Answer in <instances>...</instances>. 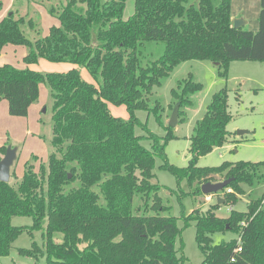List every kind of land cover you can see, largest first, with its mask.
Masks as SVG:
<instances>
[{
    "label": "trees",
    "instance_id": "1",
    "mask_svg": "<svg viewBox=\"0 0 264 264\" xmlns=\"http://www.w3.org/2000/svg\"><path fill=\"white\" fill-rule=\"evenodd\" d=\"M128 1L65 0L52 5L49 13L59 25L43 37L33 18L12 13L0 21V56L7 45L27 49L25 68L0 65V102L8 101L11 116L27 117L41 85H46L53 99L54 149L38 169L33 162L39 158L33 156L21 179L13 172L16 184L0 182V257L9 256L23 232L42 231L44 248L34 244L20 254L40 253L45 264H184L183 244L176 246L178 221L183 220L184 228L195 224L203 264H264V195L246 212L232 210L226 218L216 215L221 206L217 200L204 214L196 210L184 217L164 216L169 208L159 196L161 186L154 183L158 158L163 161L160 169L179 184H197L192 195H201L206 183L231 180L222 190L224 204L235 205L244 194L240 185L254 183L264 162L198 166L201 157L230 139L233 116L227 90L214 95L197 122L185 168L168 161L166 147L175 138L174 129L169 125L166 135L158 136L137 117L138 111L157 115L159 103L153 108L149 103L153 88L181 63L211 61L221 76L234 61L264 63V0L256 31L233 27L232 0H134L133 15L124 19ZM24 26L38 36L27 37ZM148 41L163 42L165 51L143 67L139 48ZM40 60L75 67L65 73L30 68ZM81 69L95 83L83 80ZM178 88L181 94L173 90L172 95L180 106L179 123L184 121L181 109L193 105L191 96L202 85L188 78ZM110 104L125 106L129 118L112 115ZM7 148H0V158ZM14 217H30L33 224L13 226ZM227 231L237 238L213 243L215 234Z\"/></svg>",
    "mask_w": 264,
    "mask_h": 264
},
{
    "label": "rangeland",
    "instance_id": "2",
    "mask_svg": "<svg viewBox=\"0 0 264 264\" xmlns=\"http://www.w3.org/2000/svg\"><path fill=\"white\" fill-rule=\"evenodd\" d=\"M6 1L7 0H0V3H2L0 7H2L3 3L5 4ZM191 1L194 2V0ZM57 3H60V0H44L39 4V7L35 9V12L30 6L29 15H26V17L33 18L37 26V31L40 33L41 37L48 33L53 22L56 23L57 19L51 16L49 9L52 5H56ZM13 5L14 10L25 15L23 7L26 3L24 0H16ZM29 5L27 4V6ZM134 8L135 1L129 0L124 11V19H128L133 15ZM247 28L253 31L251 29L252 23L251 26ZM24 31L30 39H34L38 36L36 31H32L27 26H24ZM24 48L25 47H23V49ZM164 51L165 44L163 42H145L144 45L139 48L140 64L143 67L149 65L162 57ZM46 72L51 73L49 71ZM81 74L83 80L95 83L86 69H81ZM188 78H191L195 83L201 84L202 90L191 96L193 102L192 106H185L181 109L183 116L180 117V121L181 119L184 121L179 122L178 125L173 128L175 138L169 140L166 147L169 163L179 168H185L189 165L191 159L190 138L194 134L197 122L201 121L205 116L214 95L222 89L227 90L229 112L233 116L231 123L228 125L231 136L229 141L222 147L215 148L211 153L201 157L198 161V166L205 168L219 167L224 162H264V63L234 61L231 63L226 76H221L218 66L211 61L192 60L181 63L173 69L169 76L161 80L160 86L153 88L152 95L149 97L151 108L155 107L157 102L159 103L156 114L159 116L161 123L158 122L157 115L154 113L149 115L146 111L137 112V117H139L142 122H147L151 132L158 136L166 135V128L169 127V122L178 104V101L172 95V91L175 90L178 94H181V88H178L179 82ZM41 87L47 92L49 102L42 107L41 113L37 116L38 121L36 114L32 115V120L34 124H40L38 133L41 135V139L37 138L38 141L41 140V146H38L35 150L39 152L43 149L42 146H44L46 152L39 154L46 158L54 151L51 145L53 137V99L49 97L50 91L47 86L41 85ZM109 109L115 117L123 119L129 118L125 106L110 104ZM11 117L16 118L13 116ZM31 132H36L34 126L31 128ZM136 132L138 134L142 133L140 129H137ZM240 132L247 133L241 135L239 134ZM6 138L8 144L13 143L9 130L6 133ZM144 144L149 148L150 144L148 142H144ZM33 145L34 143L21 144V150L25 151L20 160L16 162V167L21 166L19 164L22 163L23 156L25 158L28 152L31 153L35 151ZM3 157L4 155L1 156V158ZM47 160L43 162L46 163ZM40 162H42L40 159L39 161L33 162L37 169L39 168ZM162 162L163 161L159 158L156 160L154 183L161 186L159 196L162 199V204L169 208L166 213H164V216L180 217L183 214L184 217L192 214L196 210H200L204 214L216 203L217 197L224 198V191L208 196L203 193L201 195H192L191 193L197 188V184L193 183L191 185L186 180L179 184L174 175L160 169ZM13 172L14 169L12 170L10 183L14 185L17 179L13 177ZM240 187L244 190V194L239 196L238 202L235 205H230L228 203L222 204L215 212L217 216L226 218L230 215L232 210L246 212L251 202L263 197L264 167L259 169L257 177L252 185L242 183ZM137 201L136 204H140L139 199ZM32 224L33 220L30 217H14L12 219V225L16 227L29 228ZM178 226L181 229V234L179 235L176 246L177 249H180L183 244L184 248L180 251V255L185 257L184 264H203L204 255L196 242L195 224L191 223L184 228V221L179 220ZM212 238L214 244H219L221 242H230L237 238V235L227 231L224 233H217ZM60 240L61 236L57 237L56 241L58 242ZM34 244L41 249L44 248L42 231H33L31 234L27 231L23 232L13 243L9 256L0 257V264H45L46 260L44 257H41L40 253H37L36 256L35 253H33L32 256L20 254V249L31 250Z\"/></svg>",
    "mask_w": 264,
    "mask_h": 264
},
{
    "label": "crops",
    "instance_id": "3",
    "mask_svg": "<svg viewBox=\"0 0 264 264\" xmlns=\"http://www.w3.org/2000/svg\"><path fill=\"white\" fill-rule=\"evenodd\" d=\"M15 1L16 0H7L5 4L3 3V6L0 7V21H2V19H4L10 13H15L16 18L20 16L25 17L26 15H29V10L31 7L32 10L35 12V9H37L39 7V4H41L44 0H24L26 3V5L23 7L25 15H22L17 10H14L13 4L15 3ZM62 1L60 0V2ZM196 2H198V0H194V3ZM1 4L2 3H0V5ZM27 4L30 5L27 6ZM260 10H261V0H232V22L234 23V20L237 19L242 20L243 22L242 28L245 30H248L247 27L251 26L252 23L251 29L253 31H256L258 30L257 27H259L258 19L260 15ZM57 20L56 23L53 22L52 26L59 25V21L57 23ZM49 31L44 36H47L49 34ZM21 47L22 46H15V45H7L6 47H4L2 54L0 56V65L11 64L18 68H25L26 65L24 64L23 59L27 55V49L26 48L23 49V47L22 48ZM74 67H75L74 65L68 63H51L45 60H40L38 64L30 66L31 69L44 73H46V71L55 72V73H65ZM47 95H48L47 92L43 90L42 87H40L39 100L37 101V103L33 104L30 107L27 118L25 117L12 118L9 115L8 101L3 100L0 102V148L4 145H8V147H12L16 149L17 158L14 163V166L11 169V174H12V170L14 169V173H16L17 178L19 179H21L24 174L25 164L31 161L30 159H32L33 156L36 155H37L36 157L39 156L38 158L40 159V161H45L48 159V157L45 158V156L39 154L46 152L44 146H42L43 149L39 152L35 150L38 146H41L40 143L41 140L38 141V138L41 139V135H39L38 133L39 132L38 130L40 129V124L39 123L34 124V121L32 120V115L36 114V118H37L38 114L41 113L42 107L49 102V98H47ZM49 97L51 98L50 93H49ZM33 126L36 131L35 133L31 132V128ZM8 130L10 131V135L13 140L12 141L13 143H9V144L7 143V138H6V133ZM31 143H34L33 148L35 151H32L31 153L28 152L25 158L23 156V161L21 164H19L21 166L16 167V162L20 160L22 154L25 151V150H21V144H31Z\"/></svg>",
    "mask_w": 264,
    "mask_h": 264
},
{
    "label": "water",
    "instance_id": "4",
    "mask_svg": "<svg viewBox=\"0 0 264 264\" xmlns=\"http://www.w3.org/2000/svg\"><path fill=\"white\" fill-rule=\"evenodd\" d=\"M10 13L9 15H11ZM233 27L236 29H240L243 27L242 20H234ZM218 65V64H215ZM179 112H180V106L177 104L173 115L171 117V120L169 122V125L172 128H175L178 125V119H179ZM247 132H240L239 134H246ZM17 158V151L16 149L12 147H8L6 150V153L3 158H0V182L2 183H9L11 179V169L14 166V163ZM231 180H226L224 182L219 183H206L202 185L201 190L202 193L206 196L208 195H215L227 188ZM225 200L221 197H217V203L219 205L224 204Z\"/></svg>",
    "mask_w": 264,
    "mask_h": 264
},
{
    "label": "built area",
    "instance_id": "5",
    "mask_svg": "<svg viewBox=\"0 0 264 264\" xmlns=\"http://www.w3.org/2000/svg\"><path fill=\"white\" fill-rule=\"evenodd\" d=\"M231 190H229V192H230ZM211 199V198H210Z\"/></svg>",
    "mask_w": 264,
    "mask_h": 264
}]
</instances>
